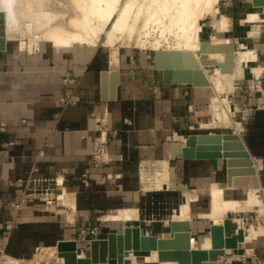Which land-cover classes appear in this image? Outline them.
<instances>
[{
  "label": "crops",
  "instance_id": "obj_1",
  "mask_svg": "<svg viewBox=\"0 0 264 264\" xmlns=\"http://www.w3.org/2000/svg\"><path fill=\"white\" fill-rule=\"evenodd\" d=\"M219 9L212 12L220 14L219 21L210 16L200 22L205 15L199 19L202 26L199 35L209 29L213 31L208 38L209 48L215 50H208L212 57L225 60V51H232V71L222 72L218 67L219 71L234 73L239 53L248 50L256 51L255 59L250 63L258 62L252 64L256 70L261 67L250 78H241L240 86L235 89L241 98L237 111L241 112L243 106L251 108L242 112L238 133L253 159L257 174L234 176L230 186L227 185L223 158H185L181 154L184 138L190 133L235 132L234 125L219 120L220 115L215 118L211 114L213 118L206 121V114L225 98L221 96L224 88L230 91L235 88L242 74L233 79L234 83H222L220 89L209 80L205 86L163 83L152 55L143 51L124 49L120 52L115 48L107 55L97 47L79 45L43 48L29 56L0 51V248L11 255H30L38 244L55 245L60 239L74 238L78 227L91 225H99L102 234L106 235L108 230L116 228L104 222L138 220L139 207L146 211L166 208L173 200L179 201L178 194L183 190L195 191L197 199L186 193L185 200L170 220L176 222L178 230L186 229L185 223H189L193 235L195 227L202 223H194L191 215L179 219L180 206L191 195L190 201L198 211L197 216L207 219L209 225L210 220L201 214L210 210V192L217 186L216 182L224 188L222 194L226 199L246 200L251 190L264 198L260 190L264 186V108H256L260 93L257 86L264 91V72L260 74L264 69V33L260 25L264 16L250 11L244 18L229 23ZM249 14L258 16L249 19ZM247 22L250 28L244 31L243 24ZM202 40H199L196 51ZM245 45L247 47L243 49ZM210 69L208 67L207 71ZM103 70H108L106 82L109 88L111 81L119 80L114 99L102 98ZM65 72L70 73L67 86L62 82ZM226 82L227 86H224ZM66 93L69 99L61 102ZM260 96L264 98L263 93ZM203 121L207 125H203ZM99 129L106 132L110 160L94 166L89 163L92 147L87 135L93 130L94 141L99 142ZM145 161H155V164L166 167L161 168V165L160 171L150 173V179H144L141 173ZM56 176L62 177L69 192V195L66 191L63 194L69 196L65 203L74 209V226L66 221L65 212L68 210L65 206L57 203L60 209L52 213L43 199L36 198L21 203L19 222L7 234L4 223L14 211L6 203L17 200L21 192L30 188L33 179L40 181L39 186L52 187V178ZM141 189L154 191L142 192ZM207 197L209 204L205 208ZM189 206L191 210L190 202ZM255 211L259 213L257 209ZM103 217L106 220H101ZM206 234L201 235L200 240ZM261 242L254 249L258 253L263 250ZM77 244L80 247L88 245L84 241ZM226 254L228 251L209 263L242 264L239 259L230 261L224 257Z\"/></svg>",
  "mask_w": 264,
  "mask_h": 264
},
{
  "label": "bare ground",
  "instance_id": "obj_2",
  "mask_svg": "<svg viewBox=\"0 0 264 264\" xmlns=\"http://www.w3.org/2000/svg\"><path fill=\"white\" fill-rule=\"evenodd\" d=\"M144 1L145 0H139V2L138 0H126L122 4L120 0H0V23L4 22L6 24V33L4 36H2V40L0 41V49H3L5 47V39H9L12 35L17 34L18 36L25 37L26 31L21 26V23L27 22L32 25V31L35 36L34 38L30 39L29 42L30 44H34L36 48L39 46L40 41H47L51 44L52 47H70L75 43H79L82 45H94L99 40V33L104 30L105 26L109 24V26H107V28H109L106 30L105 38V41L107 40V43H114L116 39H119L121 35L124 34V31L127 36L126 34H124L123 38L125 36L127 39L128 37L130 39H133L136 35L134 38L135 41L133 40V43H135L136 45L149 44L148 49L143 46L147 50H152L153 48H158L164 45V48L170 47L167 50H171L172 48L176 47L177 50L194 51L195 49H197L198 42L202 38L199 35V31L202 29V26H200L199 24V19L203 17L204 14L212 13L218 11L219 9L217 0H146L148 5L143 9V7L141 6L144 4L146 5V2L144 3ZM133 8H135V11H132ZM148 9H150V13L148 12ZM144 10H148V13H146L148 14L147 16L144 15ZM140 11H144V13H141ZM140 13L145 16V19H143V21L140 22L141 24L139 23L140 25L138 26L136 22H138L137 20H139V17H141ZM138 15L140 16L138 17ZM257 16V14H251L248 18L250 19V17ZM226 19L224 20L225 22ZM227 24L225 26H227ZM225 26L222 25V28ZM156 30L158 31L157 34L154 33ZM134 31L136 32V34L131 37V33H133ZM152 33L156 34V37L154 36L155 38L152 37L153 40H150L149 36H152ZM13 37L15 38V36ZM123 38H120V40ZM225 40L226 38L224 39V41ZM100 41L103 42V40ZM124 41L126 44L130 42L129 39H125ZM124 41L120 42L124 43ZM20 44L24 45L25 43H23L22 41V43ZM243 49H246V47L244 46ZM226 53L227 51H225V55ZM237 53L238 51L236 52V54ZM255 55V50L240 52L236 60L237 67L234 73L225 74L220 72L218 67H214L208 71L207 69L204 70L206 78L221 89L222 83H225V81H229L230 84L231 82L234 83L233 79L235 77L237 78L238 75H243L245 71H247L251 76L255 74L256 71L258 72L261 69L260 67L259 70H256V68H254L255 66L250 63L253 59H255ZM209 74H213V76H209ZM223 85L227 86V82ZM253 86L254 85H252V87ZM226 90L230 89L227 88ZM223 91H225V88ZM229 105V101L226 98H223L220 104H216L211 107V114L216 116L215 118L219 117L217 115H220L221 117L219 118V120L223 124L225 122L228 125L230 123L234 125L236 128L235 133L239 134L238 128L240 121L234 120L230 112ZM213 124H211V126ZM203 125H207V122L203 121ZM241 128L242 127H240V130ZM154 162L155 161H153V163ZM153 163L151 161L143 162V173L141 174H143L144 179H150L148 178L149 176H151L149 174H153L155 171L157 172L160 169L159 167L162 165V168L164 165L160 163H154V165ZM162 170L163 169H161V171ZM158 177H162L165 179V177L163 176ZM147 179L145 181H147ZM219 184L220 186H218ZM216 185L217 186H214V188H212L210 192V210L206 213L201 214V216L203 217L210 218L212 224H221L224 221V218L227 216L228 212H237L253 208H256L259 211V214L264 218V198L262 197V195H258L256 191L251 190L250 195L246 200H238L233 198L226 199L222 194V189L224 188H221V183L217 184L216 182ZM260 190L264 195L263 190ZM60 197L62 198L64 203L65 201H69V196L65 197L64 194H61ZM191 199L192 196L190 195L187 197V200L183 204H181L180 214L178 216L179 219H185L186 217L190 216L189 202ZM236 220L238 221L237 227L242 229L244 234L243 241L239 242V246L245 247L246 251L250 252L255 245L259 244L262 241V237L264 235V226L262 224H257L256 227L254 225H250V227L247 229L244 225V222L242 223L240 216L236 217ZM185 224L189 229V223ZM177 227L178 226L176 222H173V229L178 230ZM192 239L193 238L190 239L189 251L191 255L189 264H194L195 257H193V250L201 249V251H203L205 255V251L207 252V250L210 249L211 245L208 234L205 235L204 239L199 245H196ZM76 251L80 256L85 255V252L78 249V247ZM127 256L128 259L124 262V264H180L177 258L160 260L158 250L153 248L147 251H135L131 254H128ZM196 258L198 260L199 255H196ZM58 260L62 264V259L60 257L58 258Z\"/></svg>",
  "mask_w": 264,
  "mask_h": 264
},
{
  "label": "water",
  "instance_id": "obj_3",
  "mask_svg": "<svg viewBox=\"0 0 264 264\" xmlns=\"http://www.w3.org/2000/svg\"><path fill=\"white\" fill-rule=\"evenodd\" d=\"M249 2L252 8L264 6V0H249ZM0 25L4 27L0 36H4L6 24L1 22ZM202 39L200 49L196 52L166 49L152 51L154 67L161 71L163 83L205 86L208 80L204 70L208 67H219L222 72L232 71V52L227 51L225 60H218L208 53L210 46L208 38ZM9 40L11 39H5V47ZM5 47L0 51L5 50ZM107 71L101 72L102 98L114 99L119 80L116 78L111 81L109 88L106 82ZM181 154L185 158H223L228 185L232 184L234 176L257 174V168L242 137L235 132L190 133L184 138ZM207 234L210 238V249L205 251V255L201 249L193 250L194 264L218 260L227 250L239 248V242L244 238L243 230L239 227L227 232L224 221L221 224L210 223ZM191 238L190 229L174 230L173 222L170 220L169 234L160 237L146 233L139 224H124L119 231L111 230L104 237L91 240L83 256L77 254L78 244L74 239H60L55 245L62 264H124L128 254L152 248L158 250L160 260L177 258L180 264H189ZM196 255H199L198 260Z\"/></svg>",
  "mask_w": 264,
  "mask_h": 264
},
{
  "label": "rangeland",
  "instance_id": "obj_4",
  "mask_svg": "<svg viewBox=\"0 0 264 264\" xmlns=\"http://www.w3.org/2000/svg\"><path fill=\"white\" fill-rule=\"evenodd\" d=\"M125 1L126 0H120V2L122 4ZM138 2H139V0H138ZM145 2H146V5L144 4L141 6V7H143V9L145 8V6L148 5L146 0L144 1V3ZM217 5L220 8L219 9L220 13L224 14L227 17L229 23L238 21L240 18H244L245 13H248L250 11H257L261 16H264V9L262 7L252 8L249 0H217ZM136 6H137V4H136ZM134 9L135 8H133L132 11H135ZM146 9H147V7H146ZM141 10H142V8H141ZM148 10H144L145 16L148 15L146 13H148V12L150 13V9H148ZM144 11L143 12L140 11V12L144 13ZM141 13H140L141 17H139L140 15H138V17L140 19L138 18L139 20H137L138 22H136V24L138 26L141 24L140 22H142L143 19H145L144 18L145 16H143ZM230 14H232V15H230ZM204 15L205 16L200 19V22L202 19H206L207 17H210V16L215 17L217 21H219L221 18L219 13H210V14H204ZM21 26L25 29L26 36L21 37V36H18L17 34L10 36L9 39H11V40L7 41L5 50H2L3 53L5 52V53H12L15 55H22V56L27 55V56H29V55H32L34 53H38V51L42 50L43 48L45 50L53 49L51 44L48 43L47 41H40V44L37 48L35 47L34 44H32V43L30 44L29 40L35 37L34 33L32 31V25L30 23H27V22H22ZM107 26H109V24ZM107 26H105L104 30H102L99 33V40H98V42H96V44H94V45H85V44L82 45L79 43H75L72 46L79 45V46L88 47V48L97 47L99 49H102V51L107 55L111 49H115V48H119L120 52H121V50L128 49V50H132V51L147 52L151 55H152L153 50H158L159 48L167 50L168 48H170V47L164 48V45H162L161 47L153 48L152 50H147L149 44L148 45L147 44L136 45L135 43H133L135 41L134 38L136 36L135 31H134L135 33L134 32L131 33L132 34L131 37H133V35H135L133 39H130L128 37V39L130 40V42L128 43L129 45L126 44L124 41L125 39L128 40L125 36H124L125 39L123 38V35L126 34L124 31H123L124 34L121 35V37H120V38H123L124 40L123 39L120 40V38H119V39H116L114 41V43H111V42L107 43V40L105 41L106 30L109 28V27L107 28ZM249 28H250L249 22L243 24L242 29L244 31H248ZM235 29L238 30L239 28H234V30ZM3 30H4V27L2 25H0V33H2ZM102 32H104V33H102ZM212 32H213L212 29H209L208 31L204 32L203 34L200 33V35L202 38L206 39V38L210 37ZM154 33L157 34L158 31L156 30ZM154 33L151 34L152 36H149L150 40H153L152 37L153 38L156 37V34H154ZM13 36H15V38ZM126 36H127V34H126ZM225 36L227 37V35H225ZM20 37L23 39H21ZM1 40H2V36L0 38V41ZM100 40H103V42ZM22 41H23V43H25L24 45L20 44V43H22ZM116 41H117V44H116ZM118 41H119V43H118ZM120 41H124L125 45L123 42H120ZM27 42H28V44H27ZM29 44H30V46H29ZM72 46H70V47H72ZM143 46H145L147 49H145V47H143ZM29 47H31V48H29ZM55 48L61 49V48H67V47H55ZM171 50H177V49H176V47H174ZM209 50L212 52H215V50L213 48H209ZM194 52H196V49L194 50ZM252 64H258V62H255ZM209 76H213V74L212 75L209 74ZM244 77L246 79H248V78H250V74L247 71H245ZM241 80H243V79H238V82L240 83ZM246 83L248 84L249 80ZM221 96H225V98L229 101V103H230L229 109H230V112H231L234 120L240 121V116H241L242 112H238L237 110H238V103H239L241 98L239 95H237V90H235V88H233L231 91L225 90L221 93ZM210 99H212V97ZM205 105H207V103ZM206 115H207L206 121H209L212 118L210 109L208 110V113ZM199 127H200V125H199ZM205 129H208V128H205ZM208 130H218L219 131V130H230V129H228V128H222V129L221 128H214V129L209 128ZM141 188H142V186H141ZM141 191L147 192V191H154V190H143V189H141ZM186 193L194 195L195 199H197V194L195 191L183 190L182 194L181 193L178 194L179 201L173 200L174 203L171 202V204L169 206L167 205L166 208H156V209L151 210V211H148V210L146 211L140 207L139 208L136 207V208H138V216H139L138 220L133 221L132 219L131 220L127 219V220H124L123 222H120V223H118V222L117 223H110L107 221L104 223H105V225L107 224V225L113 226L114 228H116L115 230H121V228L124 224L130 225V224L138 223L140 226H142V228L144 229V231L146 233L154 234L153 232H155L156 233L155 235L157 237L167 236L168 231H169V222H170V219L172 217V214L177 211L179 204L185 200V198H186L185 194ZM202 202H204V200H202ZM204 204H202V205H204ZM208 204H209V198L207 199V203L205 204V208L208 207ZM190 205H191L190 215H191L192 220L194 221V223H196L198 221H200L202 223L201 226L195 227V229L193 230L194 234L192 235L195 238V240L192 239L194 241V243L196 245H199L202 242V240H200L201 235L206 234L208 232V226H207L208 220L203 219V218H199L197 216L198 211L192 207L191 201H190ZM48 208H49V210L52 211V213H57L60 209V206H58V205H56V203H54L53 206H50ZM56 216H58V214H56ZM239 216L241 217L242 223L244 222V225L246 226L247 229L250 227V225H254L256 227L257 224H259V225L262 224L264 226V218L261 217V215L258 212H256L255 210H252V209H245L242 211H237V212L234 211V212H228L227 213V216L224 218V222H225L227 232H231L237 227L238 221L236 220V217H239ZM208 219L211 222V219L210 218H208ZM261 243H262V246H264V235L262 237ZM245 244H247V243H245ZM257 246H258V244L255 245L253 249H255ZM78 249H79V247H78ZM239 250H241V251H239ZM227 251H228V254H226L224 257L230 259V261H237V257L239 255H241V254L246 255V252H247L245 247H243V246H240V248L236 249V250H227ZM23 253H25V252H23ZM55 256H56V258H55ZM58 258H59V256L57 255L56 245H46V244H42V243L38 244L35 247H33L30 255H11L9 253H6L2 248H0V264H61L60 261L58 260ZM206 264H215V263H209V262L207 263L206 262Z\"/></svg>",
  "mask_w": 264,
  "mask_h": 264
},
{
  "label": "built area",
  "instance_id": "obj_5",
  "mask_svg": "<svg viewBox=\"0 0 264 264\" xmlns=\"http://www.w3.org/2000/svg\"><path fill=\"white\" fill-rule=\"evenodd\" d=\"M260 25H261V31L264 33V20L260 22ZM250 37H253V36H250ZM245 47L247 46L245 45ZM263 72H264V69L261 71L260 74H262ZM260 74L258 76H260ZM69 77H70V73L65 72L63 79H62V82L65 86L68 85ZM239 86L240 84L237 80L235 89L238 88ZM257 88L259 89L258 91L260 93H259V97H257L258 101L256 103V108H264V98L261 99V96H260V94L262 93L264 95V91L260 88V86L259 87L257 86ZM68 99H69V94L66 93L63 97H61L60 101L66 102ZM249 109L251 108L248 106H243V108L241 109L242 110L241 112L243 111L248 112ZM87 138L91 139V147H92L89 162L92 165L97 166L98 164L109 161L110 155H109V152L106 146V132L102 129H99V142L94 141L95 136H94L93 130L87 135ZM107 176L110 177V175H107ZM52 181H53L52 187L51 186L43 187V186H39L40 181L38 179L37 180L33 179L32 183L29 186L30 188L21 192L17 200L9 201L6 203V206L14 211L10 219H8L4 223V227H5L7 234L12 229H14L19 222L18 210L20 208L21 203H23L24 201L33 200L36 198L43 199L45 202V206L47 208L50 206H53L54 203L56 204L59 203L60 205L65 206V208L68 210L67 212H65L66 221L68 222L70 226H74L75 224L74 219H73L74 209L73 207H70L69 204L64 203L62 198L60 197L61 194H63L64 191H66L65 185L63 183V179L62 177L56 176L52 178ZM83 181L85 184H87L86 178H84ZM9 183L12 184V181H9ZM262 190L264 192V186ZM67 195H69V192H67ZM101 220H106V219L104 217ZM104 236L105 235L102 234V230L99 225H91L89 227H78L76 231V236L71 239H74L76 242L84 241L88 244L91 240L99 239ZM78 247L79 249H81V251H85L86 249V247H80V246ZM239 256L237 257V259L241 260L242 264H264V246H263V250L261 253H258L254 249H252L250 252H246V255L241 254Z\"/></svg>",
  "mask_w": 264,
  "mask_h": 264
}]
</instances>
